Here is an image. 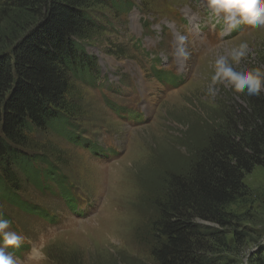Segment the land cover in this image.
I'll list each match as a JSON object with an SVG mask.
<instances>
[{"label":"rangeland","instance_id":"rangeland-1","mask_svg":"<svg viewBox=\"0 0 264 264\" xmlns=\"http://www.w3.org/2000/svg\"><path fill=\"white\" fill-rule=\"evenodd\" d=\"M122 1L131 4L127 14L112 7L93 12L105 31L87 47L100 72L92 87L78 88L80 142L35 139L46 153H60L54 160L86 208L74 212L58 193L41 195L29 185L22 196L51 212L55 223L0 203L10 230L24 237L10 249L22 264H156L153 227L166 179L185 170L207 138L225 127L224 115L244 105L245 93L223 85L215 97L207 94L214 61L247 43V56L233 67L264 70V28L229 29L205 0ZM1 21L5 38L9 29ZM14 30L19 36L23 28ZM178 34L186 37V62L174 55ZM243 182L247 195L232 208L238 230L264 244V167H255ZM228 241L229 264H252L256 245L236 244L232 236ZM34 246L42 247L46 259L28 260Z\"/></svg>","mask_w":264,"mask_h":264},{"label":"trees","instance_id":"trees-1","mask_svg":"<svg viewBox=\"0 0 264 264\" xmlns=\"http://www.w3.org/2000/svg\"><path fill=\"white\" fill-rule=\"evenodd\" d=\"M100 7L118 15L131 10L121 0H0V20L9 29L5 38L0 33V203L47 222L54 215L25 200L20 192L26 185L41 195L58 193L74 212L88 204L72 195L54 160L60 153H46L35 139L80 142L78 88L92 87L100 72L87 51L92 37L105 31L93 15ZM224 122L185 170L166 179L153 227L156 264H229V236L236 244L256 245L252 264H264V244L238 230L232 211L247 195L244 176L264 167V94L245 93L244 105L233 107Z\"/></svg>","mask_w":264,"mask_h":264},{"label":"clouds","instance_id":"clouds-1","mask_svg":"<svg viewBox=\"0 0 264 264\" xmlns=\"http://www.w3.org/2000/svg\"><path fill=\"white\" fill-rule=\"evenodd\" d=\"M211 15L222 22L227 28L235 29L239 25L253 28H264V0H205ZM186 37L177 35L175 57L186 62L189 52L185 47ZM248 54V44L241 43L231 49L227 55L219 56L213 64V74L206 92L215 97L218 93L217 85H223L235 94L246 93L247 96H258L264 88V70L259 68L247 71H237L233 64L239 65ZM24 237L10 230V221L0 214V264H22L10 251L19 248ZM46 259L42 247L34 246L29 253V261Z\"/></svg>","mask_w":264,"mask_h":264}]
</instances>
